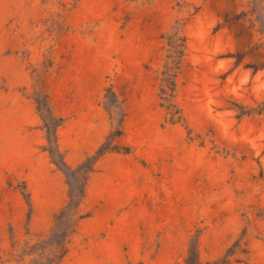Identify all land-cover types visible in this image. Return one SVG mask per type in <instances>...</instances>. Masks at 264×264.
Instances as JSON below:
<instances>
[{"label": "rangeland", "instance_id": "obj_1", "mask_svg": "<svg viewBox=\"0 0 264 264\" xmlns=\"http://www.w3.org/2000/svg\"><path fill=\"white\" fill-rule=\"evenodd\" d=\"M263 106L264 0H0V264H264Z\"/></svg>", "mask_w": 264, "mask_h": 264}, {"label": "trees", "instance_id": "obj_2", "mask_svg": "<svg viewBox=\"0 0 264 264\" xmlns=\"http://www.w3.org/2000/svg\"><path fill=\"white\" fill-rule=\"evenodd\" d=\"M185 38H182V43H181V46L183 48V51H182V56L184 55V49H185ZM172 63H174V60H172V56H169L168 59H167V62H166V70H165V73H164V78H163V83L171 80V83L175 85V78H176V73H175V70L173 71L174 67L171 65ZM111 91V89L109 90ZM162 91L163 93H165V88L162 87ZM165 101H169L168 99L164 98ZM172 106L170 105L168 107V109H170ZM264 112V106L260 109V112L258 113H263ZM252 113H249V114H245V115H250ZM243 115V114H242ZM122 123H123V117L122 119H120L119 121V127L121 128L122 127ZM122 134V130H118L117 132V135H121ZM104 153V152H102ZM27 200H28V203L30 204V199H29V196L27 197ZM68 241L65 240H62L60 242V246L58 249H60V253L57 255V254H54L53 257L49 258L48 259V262L46 264H60L61 261L63 260V258L66 256V254L68 253ZM196 264H198V262L196 261Z\"/></svg>", "mask_w": 264, "mask_h": 264}]
</instances>
